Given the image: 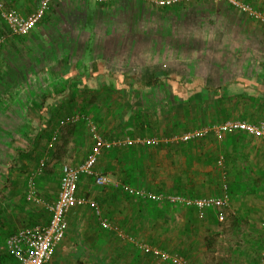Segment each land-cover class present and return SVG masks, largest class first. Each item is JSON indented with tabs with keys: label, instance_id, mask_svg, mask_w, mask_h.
Returning a JSON list of instances; mask_svg holds the SVG:
<instances>
[{
	"label": "crops",
	"instance_id": "1",
	"mask_svg": "<svg viewBox=\"0 0 264 264\" xmlns=\"http://www.w3.org/2000/svg\"><path fill=\"white\" fill-rule=\"evenodd\" d=\"M86 1L91 0H51L54 6L69 12L85 8ZM240 1L264 10V0ZM36 3L15 0L12 6L20 12L19 4H26L23 12L30 14ZM69 12L66 25L84 26L81 18L70 20ZM160 14L165 18L160 23L166 28L195 27L192 38L204 43L205 48L182 52L177 60L162 63L161 67L143 55L137 63L139 68H135L123 62L128 60V52L118 57V52L111 49L110 37L90 36L85 42L80 36L71 41L69 36L67 44L61 42L64 47L56 59L49 61L51 67L44 65L53 86H32V80L23 86L16 80L15 71L4 70L6 57L4 52L1 54L0 242L4 254L7 252L2 241L9 234L48 219L38 211L40 208L34 210V205L26 204L27 173L33 174L40 163L44 164L36 191L43 200L52 202L57 196L58 169L80 164L92 148L86 125L83 128L65 123L67 117L76 115L68 106L69 98L58 101L62 117L56 113L46 125V119H39V111L29 108L35 104L34 95L59 86H74L66 76H76L77 81L92 80V86H98L92 93L74 90L71 97L79 103L81 100L78 109L96 108L100 114H95L94 120L105 138L170 137L225 119L264 121V25L225 2L212 0L164 7ZM211 26H217L220 34L207 36ZM33 35L32 29L23 44L25 41L28 47ZM4 78L12 84L4 86ZM181 86H193L191 90L200 89V93L191 92L184 99ZM224 88L232 93L224 96ZM131 146L108 150L99 157L96 170L111 178L110 188H96L86 176L79 181L78 196H87L95 207L76 205L67 211L64 236L46 264H172L158 261L150 253L137 252L134 245L103 229L100 219L128 230L140 242L183 257L187 264H258L264 244L262 140L241 132L225 133L219 140L209 133L186 144ZM56 162L68 164L55 165L51 172L50 165ZM122 186L163 195L175 190L176 195L190 198L220 196L225 186L228 202L225 207L205 211L199 218L196 209L150 201L162 209L156 227L159 247L148 243L144 236L151 232L152 212L138 211L137 203L129 204L132 197ZM96 208L101 212L99 218L94 213ZM220 215L223 220H219Z\"/></svg>",
	"mask_w": 264,
	"mask_h": 264
},
{
	"label": "built area",
	"instance_id": "2",
	"mask_svg": "<svg viewBox=\"0 0 264 264\" xmlns=\"http://www.w3.org/2000/svg\"><path fill=\"white\" fill-rule=\"evenodd\" d=\"M153 7H171L177 4L192 3L198 0H142ZM215 2H225L237 12H240L252 20L264 25V10L253 7L246 2L240 0H212ZM49 0H40L37 8L30 14L25 16L13 9H5L0 3V19L5 24V34H0V55L6 41L12 36H25L28 34L36 23L42 18L47 8ZM78 116H69L65 119V123L74 124L79 121ZM89 132L92 137L93 145L89 153L80 164L72 167L63 165L58 183L56 199L49 203H44L35 192L34 176L41 172L43 163H40L38 169L34 173L29 174L27 178L26 200L43 205L49 213L48 221L45 224L33 225L30 227L20 228L9 234L4 241V248L7 254L12 258V264H46L49 260L54 247L62 240L66 230V213L76 205H90L95 207V203L91 202L84 196L77 195V187L80 178L83 176L91 177L98 186H106L111 184V178L96 170V164L99 156L104 151H108L117 147H128L134 144L140 146H156L159 144H178L189 143L205 137L212 133L217 139L221 140L225 133L241 132L259 138L264 142V121L256 123L246 122L239 119H226L222 122L212 123L205 126L193 128L181 134H174L170 137H153V138H105L98 131L97 127L89 120L85 119ZM64 122V121H63ZM117 185V184H116ZM124 191L131 196L142 200H163L170 204L183 205L185 207L194 208L198 212L199 218L204 216V212L211 209L222 208L227 205L228 193L224 186L222 194L214 197L190 198L181 195H163L153 194L132 188L122 186ZM99 218L100 212L98 208L94 211ZM219 220H223V216H219ZM100 226L108 231L114 232L119 238L127 241L131 245L137 247L140 251L152 254L156 259L163 263L187 264V261L176 254H170L166 251L151 247L150 245L140 242L136 237L119 231L117 226L110 225L105 220L100 219ZM258 264H264V244L261 251Z\"/></svg>",
	"mask_w": 264,
	"mask_h": 264
},
{
	"label": "rangeland",
	"instance_id": "3",
	"mask_svg": "<svg viewBox=\"0 0 264 264\" xmlns=\"http://www.w3.org/2000/svg\"><path fill=\"white\" fill-rule=\"evenodd\" d=\"M14 1L15 0H0V3L4 5L5 9H13L23 16L27 15L28 13L23 12L26 9V4H19V12L12 6ZM39 2L40 0H37L38 4L36 3L37 5L35 8H37ZM127 2L128 3H126V0L86 1V3H83L85 8L75 9L76 12H78V14L74 16L76 21L80 17L86 18V21H84L85 27L80 29L78 26L72 27V25H66V15L69 11L60 9L57 5L54 6L51 0H49L44 12L45 17L42 20V25L38 31L35 29L39 21L33 27L35 35H33L34 39L32 43L28 44V47L25 41L23 44V40L16 38V36L9 38L8 43L6 41V47L4 46L2 48V52H4L6 57L4 62L7 65H4V70L9 69L15 71L17 73L15 76L16 80L23 86H28L27 81L29 80H32V86H53V80L50 78V74L46 72L44 65H49L50 62L56 59L55 57L60 54L64 47L61 42H64V45L67 44L65 40H67L69 36H71L69 38L71 41L80 36L81 39H85V42L89 41L87 37L90 36H104L106 40V37H110L113 40V42H111V49L118 52V57L122 56L121 52H123L124 55H127L128 52V60L126 59V61L124 60L123 62L128 63V65L131 64L135 66V68H139L137 63L142 60L141 56L143 55H146L149 61L152 60V62H157L159 65L157 67H161L162 63L169 64L177 60L178 54H187L188 51L192 52L205 48L204 43L197 42L196 38H192L195 27L187 28L174 26L172 28H166L163 26L160 22L165 18L160 13L164 8L153 7L142 0H127ZM109 3H111V5H109ZM4 28L3 22L0 21V30H4ZM199 34L200 33H198V35ZM205 34L207 36L211 34H220V30H217V26H211ZM189 37L191 40H189ZM23 39L26 40L25 38ZM207 42L211 43L212 41ZM106 45H108V42ZM130 53L132 54L131 57L129 55ZM133 54L137 55L134 56ZM49 67L51 66L49 65ZM155 67L154 69H156ZM1 82L4 83V86H10V84H12L10 83L12 81H6V78L1 80ZM74 98V101L72 99L68 106L74 109L73 113L76 115L72 116L81 118L74 124L77 126L84 125L83 128L86 125L85 130L90 134L89 127L85 121V119H87L91 121L97 129H100L98 121H95L96 119L94 117L95 114H100L96 112V108L89 107V110H87L82 107L78 109L77 105H80L81 100L79 103V101H76V97ZM81 130L82 128H80L78 132ZM53 160H55L54 156H52V161ZM49 163L50 162H47L46 164L49 165ZM60 163L56 162L50 165L51 172L55 165L58 167L67 162ZM57 167L54 172H56ZM43 172L46 173V169H44ZM58 173H61L60 168L58 169ZM37 175H35V179H33L36 194H38L36 191V182L42 179V173ZM58 177H60L59 174ZM26 186L25 182V188L27 189ZM30 204L35 205L33 202ZM167 204L172 205L170 203ZM3 242L4 241H2V243ZM133 248L139 252L137 247L133 246ZM2 251H4L3 245L0 242V254L3 253Z\"/></svg>",
	"mask_w": 264,
	"mask_h": 264
},
{
	"label": "trees",
	"instance_id": "4",
	"mask_svg": "<svg viewBox=\"0 0 264 264\" xmlns=\"http://www.w3.org/2000/svg\"><path fill=\"white\" fill-rule=\"evenodd\" d=\"M201 1H204V0H198V1H195V2H193V3H191V4H194V3H198V2H201ZM208 1H210L211 2V0H208ZM109 5H111V3H109ZM175 6V5H174ZM7 7V6H6ZM254 7V6H253ZM76 14H78V12H76V10H74L73 12L72 11H70L69 12V18H70V20H73V21H76L75 20V18H74V16H76ZM44 15L42 16V18L39 20V22H38V24H37V26H39V24H41L42 23V20L44 19ZM81 19V21H83V23H84V21H86V18L85 17H80ZM0 21L2 22V20L0 19ZM75 23V22H74ZM4 24V23H3ZM85 26V25H84ZM84 26H82L81 27V23H79V26H78V28H83ZM4 27H5V24H4ZM72 27H77V25H73ZM5 32H6V27L4 28V30H0V34H5ZM73 33V32H72ZM16 38H19V39H22L23 40V38H25V36H16ZM1 54H3V52L1 53ZM1 56V55H0ZM56 69H60L59 67H56ZM65 75H68V72H67V74H65ZM54 76H56V77H58L59 78V76L57 75V74H54ZM67 78L66 79H69V83L70 84H73L74 86H59L58 88H53L51 91H49V90H47L46 92H43L42 94H40V95H34L33 96V99H34V101H35V104H34V106H31V107H29L31 110H34V109H37V111H39V114H38V116L40 117L39 119L40 120H42L43 118L44 119H46V121H45V124L44 125H46V124H48L51 120H52V118H53V116H54V114H56L57 113V116L59 117V118H61L62 116H60L59 115V113H58V110H59V108H60V105H58V101H61V99H63V98H69V101H68V104L71 102V100L74 98H72L71 96H72V91H74V90H76V91H78V92H80V93H92L94 90H96L97 89V87L98 86H92V80H89L88 82L87 81H84V80H80V81H77V79H76V76H66ZM91 77H93V76H91ZM164 77H166L167 79L170 77V76H164ZM155 77H153V79H152V82H154L155 81ZM73 87V88H72ZM182 87V98H184L185 99V95H188L189 93H191V94H193V95H195V94H198V93H200L199 91H200V89H198V91L197 90H191L192 88H193V86H181ZM228 91V89L226 88H224V90H222V92H223V95L225 96V95H227V93L228 94H231L232 92L231 91H229V92H227ZM187 92V93H186ZM192 95V96H193ZM68 114V113H67ZM226 120V119H225ZM224 121V120H223ZM222 122V121H221ZM210 124H212V123H210ZM206 125H208V124H206ZM202 126H205V125H202ZM201 127V126H200ZM167 146V145H166ZM130 147L132 148V146H128V147H123V148H128V149H130ZM114 149H116V148H114ZM105 152H107V151H104V152H102V154L103 153H105ZM101 156V155H100ZM99 156V157H100ZM38 159H40V158H38ZM99 159V158H98ZM38 161L39 160H37V162L35 161V166L37 165V163H38ZM98 162V161H97ZM19 163H20V165H21V167H22V163L19 161ZM25 168V167H24ZM26 172H28V171H26ZM28 176H29V173H27V177L25 178L26 179V182H27V178H28ZM83 177H85V176H83ZM60 178V177H59ZM89 178H91V177H89ZM82 179V177L80 178V180ZM91 180H92V183H93V185L96 187V188H100V189H102V188H110V184L109 185H106V186H98V185H96L95 183H94V180L91 178ZM121 182H123V181H121ZM58 183H59V179H58ZM79 184V183H78ZM158 190V189H157ZM157 190H154V192H157ZM77 191H78V187H77ZM77 193H79V191L77 192ZM170 193L171 194H174V195H176V194H178V192L177 191H175V190H170ZM25 194H26V192H25ZM36 195H38V194H36ZM78 195V194H77ZM129 196H131L130 194H128ZM81 196V195H80ZM82 196H84L85 198H87V196H85V195H82ZM38 197L44 202V203H49V202H46L45 200H43L42 199V197L41 196H39L38 195ZM132 197V199H130V201H129V204H132V205H134L135 203H137V208H138V211H140V210H149L150 212H152V218H151V220H150V230H151V232L150 233H145L144 234V236H145V239H146V241L148 242V243H150V244H152V245H158L159 247L161 246V242H160V238H159V232L157 231V226L160 224V218H161V212L160 211H162V209H160V208H158L157 206H156V204H154V203H151L149 200H143V201H149L148 203L147 202H137L136 200H142V199H138V198H136V197H134V196H131ZM25 199H26V197H25ZM132 200V201H131ZM26 201V204H30L31 202L30 201H27V200H25ZM34 203V202H33ZM167 203V202H166ZM35 205V208H34V210H36V209H39L40 208V210H38V211H41L43 214H45V215H48V217H49V213H48V211L45 209V207L43 206V205H38V204H36V203H34ZM166 205H164V207H165ZM163 208V207H162ZM194 209V208H193ZM141 219V218H140ZM143 219V218H142ZM47 221H48V219H47ZM47 223V222H46ZM43 224H45V223H43ZM33 225H38V224H33ZM118 229H119V231H121L122 233H128V230H125V229H121L119 226H118ZM139 229H140V227H139ZM153 230V231H152ZM114 233V232H113ZM115 234V233H114ZM129 234V233H128ZM141 234V233H140ZM132 235V234H131ZM7 238V237H6ZM5 238V239H6ZM125 242V241H124ZM152 247V246H151ZM140 251V250H139ZM140 252H143V251H140ZM144 253H146V252H144ZM181 253H184V252H182L181 251ZM180 253V254H181ZM7 254H4V253H2V254H0V264H12L13 263V260L11 259V257L9 258V256L7 255ZM182 256H184V257H186L185 256V253L184 254H181Z\"/></svg>",
	"mask_w": 264,
	"mask_h": 264
}]
</instances>
